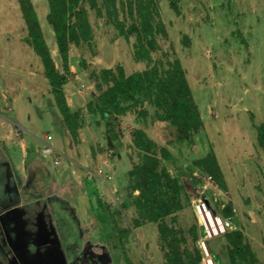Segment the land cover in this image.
<instances>
[{
  "label": "rangeland",
  "instance_id": "374dc122",
  "mask_svg": "<svg viewBox=\"0 0 264 264\" xmlns=\"http://www.w3.org/2000/svg\"><path fill=\"white\" fill-rule=\"evenodd\" d=\"M171 1L160 3L169 39L158 41L170 59L173 46L181 61L203 130L191 142H177L148 105L146 119L127 114L119 117L118 127L103 121L98 113L88 112L87 105L95 101L92 94L96 93L91 72L121 66L130 75L145 69L143 63L134 61V38L125 41L113 25L91 13L92 48L72 47L70 69L65 73L64 93L70 109L80 112L83 121L78 141L72 143L59 133L60 120L50 89L42 98L40 86L37 92L31 87L30 73L40 76L42 64L25 42L27 32L17 0H0V73L9 74L18 98L7 115L12 120L17 116L24 130H37L41 140L42 133L49 131L46 144L61 155L59 167L51 158H39L43 163H39L42 171L35 174L42 184L39 190L36 181L31 186V176L27 185L21 186L23 181L19 184L2 165L0 264H113L108 260V248L99 242L101 232L95 228V212L81 190L82 180H94L100 197L112 210L131 203L133 198H127L128 172L138 162L129 149V132L134 128L144 130L172 155L162 164L185 188V208L176 224L186 239L183 247L198 249L203 257L200 264H213L210 251L226 264L225 235H209V223L198 215L194 203L204 198L213 217H222V207L233 202V221L240 224L259 264H264V147L259 146L256 132V127L264 124V0H180L178 14L170 8ZM32 3L52 58L62 72L54 33L46 20L47 0ZM183 36H187L188 46ZM152 56L159 59L161 52ZM115 134L120 137L113 139ZM211 150L218 158L228 193L191 165ZM64 169L73 171L74 179L66 172L63 183L56 187ZM125 214L132 226L136 210L131 208ZM191 226L203 228L204 235L195 241L189 234ZM127 254L134 264H164L156 226L133 229Z\"/></svg>",
  "mask_w": 264,
  "mask_h": 264
},
{
  "label": "trees",
  "instance_id": "16d2710c",
  "mask_svg": "<svg viewBox=\"0 0 264 264\" xmlns=\"http://www.w3.org/2000/svg\"><path fill=\"white\" fill-rule=\"evenodd\" d=\"M179 1L170 2V8L177 14ZM17 2L27 32L25 42L40 59L44 77L50 86L53 107L57 109L60 120L59 133L68 136L72 143L78 141L83 121L80 112L70 109L64 93L67 83L65 73L70 69L72 47H85L88 50L92 48L94 28L90 21L91 13L95 18L105 21V24L113 25L125 41L129 42L131 37L134 38V61L143 63L145 69L130 75H126L121 66L98 73L91 72L96 93L92 94L95 101L87 105L88 112H96L103 121L118 127L119 117L127 114L146 119L148 113L145 106L148 105L154 109V118L168 125L177 142H191L203 130L204 122L181 61L176 57L173 46H170L173 56L170 59V54L163 51L158 41V38L169 39V31L162 16L161 0H47L46 20L54 33L62 72L52 58L32 0ZM183 43L189 45L187 36H183ZM158 51L161 52V58L154 59L152 55ZM82 64L85 65V61L82 60ZM256 132L259 146L264 147V124L256 127ZM119 137V134L112 136L113 139ZM129 137V149L138 158V162L128 172L127 198H133L132 202H124L116 210H112L100 197L94 180L84 178L82 189L80 188L86 193L92 211L95 212L92 219L95 221V228L101 232L99 242L108 248V260H113V264L122 261L134 264L127 254L133 229L152 224L157 228L164 264H200V251L184 248L186 239L176 227L178 214L185 208L182 201L185 188L162 164L163 160L172 159L170 151L160 146L142 129L130 130ZM94 154L92 153L93 156ZM191 165L205 174L221 191L227 192L223 171L212 150L194 160ZM90 188L92 192L88 193ZM131 208L136 210L132 226L125 214ZM234 215L233 205L229 202L224 206L221 216L233 220ZM168 218L169 223L166 221ZM189 234L196 241L198 235H204V230L191 226ZM224 240L226 264H259L243 231L225 234ZM210 256L213 264H223L214 252L210 251Z\"/></svg>",
  "mask_w": 264,
  "mask_h": 264
},
{
  "label": "crops",
  "instance_id": "0c3cea01",
  "mask_svg": "<svg viewBox=\"0 0 264 264\" xmlns=\"http://www.w3.org/2000/svg\"><path fill=\"white\" fill-rule=\"evenodd\" d=\"M38 72L40 73V76L34 74L35 72L33 73L31 71L29 77L32 79L31 84L33 85H31V87L33 91L37 92V86H40V88L42 89L40 94H42L43 98V93L49 92L50 86L48 81L44 77L42 65L41 72ZM9 77V74L7 75L0 73V173H2V165H5L6 167H4V170H6L7 174L10 173L11 177L13 176L18 183L20 181H23L21 184L19 183L21 186H26L31 176V186L33 187V182L36 181L37 185L35 187L39 190L38 187L41 188L42 184H39L40 180L35 177V174L36 172L42 171L41 167L39 166V163L43 164L41 160L47 161L42 156L41 152L43 147L47 145V141H49L47 135L49 131L42 133L41 140L37 130L36 133L33 132L34 128L24 130L23 125L17 116L15 120H12L8 117L7 114L13 112L12 105L18 100L17 94L14 95V84L11 82ZM33 77L36 79L34 80ZM40 157L41 160H39ZM66 169H64V172L61 173L59 177L60 180L56 178L57 182L54 184L56 185V187H58L59 184L61 185V182L63 183L62 178H66V172L70 174L74 179V172H69ZM73 182L74 181L72 180V183ZM63 187L64 186H62V190ZM231 203L233 205V202ZM233 222L240 226L239 223L235 221ZM244 236L248 241L250 248L256 254L250 244L249 239L246 235Z\"/></svg>",
  "mask_w": 264,
  "mask_h": 264
},
{
  "label": "built area",
  "instance_id": "2783aa9c",
  "mask_svg": "<svg viewBox=\"0 0 264 264\" xmlns=\"http://www.w3.org/2000/svg\"><path fill=\"white\" fill-rule=\"evenodd\" d=\"M41 153L44 158H51L55 167L60 166L59 159L61 155L53 146L45 145ZM224 206L222 207V209H224ZM194 209L203 220L207 219L209 223L208 233L211 237L212 235H225L234 231H242L241 226L236 225L230 218H223L220 216L213 217L212 212L210 211V206L207 204L204 198H199L195 201Z\"/></svg>",
  "mask_w": 264,
  "mask_h": 264
},
{
  "label": "flooded vegetation",
  "instance_id": "af4514ba",
  "mask_svg": "<svg viewBox=\"0 0 264 264\" xmlns=\"http://www.w3.org/2000/svg\"><path fill=\"white\" fill-rule=\"evenodd\" d=\"M87 262H88V261H87ZM88 263H89V262H88ZM88 263H87V264H88Z\"/></svg>",
  "mask_w": 264,
  "mask_h": 264
}]
</instances>
